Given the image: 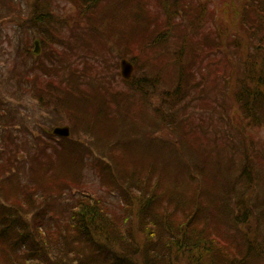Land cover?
Returning a JSON list of instances; mask_svg holds the SVG:
<instances>
[{
    "label": "trees",
    "instance_id": "trees-1",
    "mask_svg": "<svg viewBox=\"0 0 264 264\" xmlns=\"http://www.w3.org/2000/svg\"><path fill=\"white\" fill-rule=\"evenodd\" d=\"M51 1L34 0L35 10L40 8L34 12L37 19L33 22L46 24L35 26L43 46L50 47L49 60L60 66L40 63L47 77L41 83L37 75L34 76L32 96L40 105L55 102L60 106L57 112L68 114L76 134L83 132L89 136L91 132L96 133L97 125L107 130L114 118L113 111L120 112L117 106L121 100L123 102V96H112V93L100 96L106 87H101L98 81L99 72L92 74L90 68L88 71L77 70V66L71 69V65L61 63L57 46L65 48V52L73 50L84 34L78 36L77 31H70L69 19L57 18L51 11ZM68 1L84 21V31L85 28L98 31L105 18H122L130 22L134 30H140L142 37L149 41V48L162 56H170L172 68L166 72L158 69L154 75L148 73L121 82L134 86L144 96L161 99L163 107L159 111H165L174 122L171 105L190 102L191 94L205 79L208 84L210 80L227 82L235 77L232 100L242 108L249 124L264 123V0H236V5L232 6L215 5L218 13L208 0ZM152 5L159 6L157 12L152 11ZM227 67L236 68V74ZM165 73H169L168 76ZM166 80L171 82V87L158 93ZM99 103L115 105L106 111ZM5 107H0V188L5 189V197L0 195V264H264V234L260 225L252 224L254 216L261 223L264 199L259 194L246 197L244 193L233 197L235 184L244 182L246 188L255 189L257 178L261 177L257 175L256 164L264 158H249L247 149L245 161L236 158L223 167L216 162L209 166L207 159L211 153H207L193 164L168 173L154 168L143 171L142 159L129 155L123 165L124 174L115 175L110 172L112 165L107 171L99 167L82 142V145L72 146L71 140H62V145L68 144L64 149L78 147L77 152L85 156L90 166L105 173L102 182L110 187V192L119 195L120 203L117 209H111L96 197L98 195L88 193L68 210L70 215L65 219V228L72 230L69 243H49L50 240L59 242L62 233L52 230L54 235L46 234L39 224L28 227L21 218L34 201L35 186L19 181L17 159L6 157L1 150L2 145L17 142L12 138V131L20 125L14 120L17 106L4 110ZM129 143L136 147L137 142L132 139ZM123 145L124 154L134 149L128 147V143ZM51 147L46 142L43 154ZM58 148H54L52 156L59 154ZM223 152L232 156L233 145ZM217 160L219 162L218 157ZM128 165H132L131 168ZM228 167L238 172L239 177L232 184L231 194L224 197L217 195L216 179L207 178L205 171L213 169L217 173ZM49 171L51 178L43 179L44 187L54 176L53 170ZM174 174L181 175V183H176ZM196 175L206 182L200 180L191 187L189 181L197 179ZM171 181L172 185L167 186ZM260 184L264 187V177ZM240 224L245 226L244 230Z\"/></svg>",
    "mask_w": 264,
    "mask_h": 264
},
{
    "label": "rangeland",
    "instance_id": "rangeland-1",
    "mask_svg": "<svg viewBox=\"0 0 264 264\" xmlns=\"http://www.w3.org/2000/svg\"><path fill=\"white\" fill-rule=\"evenodd\" d=\"M208 1L215 13H218L215 5H236V0ZM34 6H36L34 0H0V107L6 106L4 109L6 110L17 106L14 120L20 123L17 125V130L12 131V138L17 142L4 144L1 150H4L3 154L6 157L13 156L15 160L17 159L15 167L19 181L35 186L34 201L31 206L26 207L27 212L20 215L22 221L28 227L39 224L46 234L50 232V235H54L52 230L62 233L59 242L50 240L49 243H69L72 230L65 228V219L70 215L68 210H71L75 203L79 204L80 199L88 193L94 194L93 196L98 195L96 197L111 209H117L120 203L119 195L110 192L108 190L110 187L103 184L102 177L105 173H100L96 166L94 167L97 169L90 166L85 161V156L77 152L78 147L64 149L68 144L62 145V140H71L72 146L82 142L84 147L90 150L87 152L99 167L103 166V170L107 171L112 165L110 172L115 175L124 174L123 165L125 166L129 155L139 156L142 159L141 165L145 167L143 171L154 168L159 172L167 173L177 172L176 169L193 164L207 153H211L207 159L209 166L216 162L217 166L223 167L230 161H236V158L245 161L246 149L249 158L263 160L264 123L249 124V119L241 111L242 108L232 100L235 77L227 82H221V79L210 80L208 84L205 83L207 81L205 79L202 86L190 96L191 100L192 98L196 100L171 105L170 110L175 113L176 118L174 122L165 111H159L163 107L161 99L157 96L142 95L134 86L123 84L120 76L122 58L133 61L132 78H141L148 73L156 74L158 69L166 72L170 67L172 68L169 64L170 56L168 54L162 56L149 48L147 46L149 41L146 37H142L140 30H134L130 22L122 18H105L98 31H91L88 28L84 31L82 28L84 21L77 16L78 12L71 2L52 0L51 11L57 18L69 19V30L77 31L78 36L84 34V37L78 39V46L73 50L65 52V48L57 46V50L61 52L59 56L61 63L71 65V69L77 66V70L88 71L90 68L92 74L99 72L96 75L99 77L98 81L102 83L101 87H106L99 94L100 96H107L110 93L113 94L112 96H123V102L121 100L117 106L122 115L115 109L112 113L114 118L110 121L107 130L106 127L105 130L99 129L100 126L97 125L96 133L91 132L89 136L83 132L74 133L68 114L63 111L57 112L61 110L60 106L55 102L40 105L32 96L34 76L37 75V81L41 83L47 77L41 70L40 63L52 67L59 65L48 58L50 47L43 46L41 35L35 26H46V24H37L38 22L34 24L33 21L37 19L34 12H38L40 8L38 6L39 8L35 10ZM152 6V11L157 12L159 6ZM195 13L199 12L195 11ZM108 15L111 16L109 13ZM227 20L228 18L224 23ZM36 39L39 40L41 47L38 56L32 53ZM218 55L220 58L221 54ZM227 68L236 74V68ZM168 74L165 73V76ZM83 81L87 79L83 78ZM112 86L115 87L111 88ZM170 87L171 82L166 80L158 88V93ZM98 105L110 111L115 104L99 103ZM64 125L69 127L68 137L60 138L53 135L54 127ZM89 139L96 142L90 144L87 142ZM130 139L137 142L136 147L129 143ZM46 142L53 147L43 154L42 148L45 147ZM125 143L134 149L124 154L121 149ZM231 145L234 150L232 156L223 152L228 151ZM57 147H60L59 154L52 156L54 148ZM217 151L221 153L217 154ZM255 153H257L256 158ZM131 166L128 165L130 168ZM50 169L53 170L54 176L48 186L44 187L43 179L51 178ZM256 170L257 175L261 174V177L259 180L257 178L255 189L246 188L244 182L237 183L234 186L236 195L233 197L244 193L246 197L259 194L264 199V187L260 184L264 177V160L257 162ZM196 172L199 173L198 170ZM205 173L207 178L216 179L214 187L219 188L217 195L224 197L231 194L232 184L239 177L238 172L230 167L228 170L220 169L217 173L213 169L210 171L208 169ZM187 175L191 174L187 173ZM174 176L176 183H181V175L174 174ZM196 176L199 177L189 181L191 187H194L197 181L206 182L202 176ZM172 183L169 182L167 186H171ZM227 183L232 186H228ZM0 195L5 197V189L2 187ZM8 200L12 199L8 198ZM255 218L257 216L252 218L253 226L260 225L261 233L264 234V214L261 223ZM239 227L245 229L244 225L240 224ZM123 232L125 237L128 236L126 225Z\"/></svg>",
    "mask_w": 264,
    "mask_h": 264
},
{
    "label": "water",
    "instance_id": "water-1",
    "mask_svg": "<svg viewBox=\"0 0 264 264\" xmlns=\"http://www.w3.org/2000/svg\"><path fill=\"white\" fill-rule=\"evenodd\" d=\"M40 52H41L40 43H39V40L36 39L34 40L33 53L35 55H39ZM132 72H133V65L131 64V62L128 61L127 59H121L120 61L121 76L124 79L128 80L131 78ZM52 132L53 134L60 136V137H68L70 133L69 127L67 125L55 127Z\"/></svg>",
    "mask_w": 264,
    "mask_h": 264
}]
</instances>
